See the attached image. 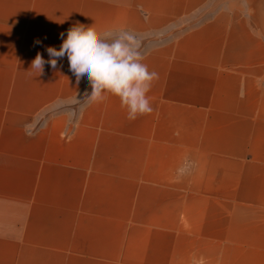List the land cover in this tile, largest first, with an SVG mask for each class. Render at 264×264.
I'll return each mask as SVG.
<instances>
[{
	"label": "crops",
	"instance_id": "crops-1",
	"mask_svg": "<svg viewBox=\"0 0 264 264\" xmlns=\"http://www.w3.org/2000/svg\"><path fill=\"white\" fill-rule=\"evenodd\" d=\"M77 21L150 37V113L30 69ZM0 264H264V0H0Z\"/></svg>",
	"mask_w": 264,
	"mask_h": 264
},
{
	"label": "clouds",
	"instance_id": "clouds-1",
	"mask_svg": "<svg viewBox=\"0 0 264 264\" xmlns=\"http://www.w3.org/2000/svg\"><path fill=\"white\" fill-rule=\"evenodd\" d=\"M60 35L63 39L64 33ZM139 47L138 38L127 30L100 34L94 27L77 21L68 29L59 50L48 47L47 61L38 52L30 69L41 75L45 64L56 69L58 59L67 56L69 70L77 83L84 77L88 80L91 92L86 91L84 97L99 102L107 94L116 96L127 110L128 118L134 120L152 111L147 94L158 79V74L149 71L142 62Z\"/></svg>",
	"mask_w": 264,
	"mask_h": 264
},
{
	"label": "rangeland",
	"instance_id": "rangeland-1",
	"mask_svg": "<svg viewBox=\"0 0 264 264\" xmlns=\"http://www.w3.org/2000/svg\"><path fill=\"white\" fill-rule=\"evenodd\" d=\"M137 38L140 41V47H139L138 51L141 54L142 52H144L148 48L149 43L146 41L149 40L150 37H137ZM155 38H162V37L159 36V37H155Z\"/></svg>",
	"mask_w": 264,
	"mask_h": 264
}]
</instances>
